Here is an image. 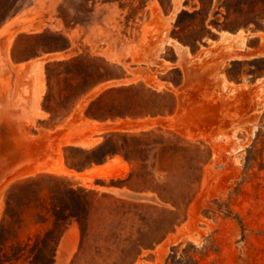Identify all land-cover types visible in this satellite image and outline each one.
<instances>
[{"label":"rangeland","instance_id":"rangeland-1","mask_svg":"<svg viewBox=\"0 0 264 264\" xmlns=\"http://www.w3.org/2000/svg\"><path fill=\"white\" fill-rule=\"evenodd\" d=\"M247 28L264 29V0H0V87L6 98L15 61L66 53L43 61L41 116L31 122L8 103L7 111L2 108L0 264H32L36 245H45V253L37 252L35 264H52L58 237L54 264H126L138 243L150 245L131 264H165L180 241L179 254L187 249L198 264H264V42L260 51L226 64L220 49L230 43L216 41L220 31ZM176 41L188 50L210 47L205 59H195ZM257 43V37L247 41ZM176 52L194 72L185 112L166 124L175 98L164 79H181L178 67L169 68ZM69 58L52 65L48 78V61ZM222 67L245 83L261 78L241 89L225 80ZM104 76L113 77L83 92ZM201 98L206 103L197 109ZM17 120L30 137L55 128L52 147L41 143L21 159L7 154L3 128ZM110 131L134 134L113 138L132 160L130 168L114 166L118 175L85 182L40 171L6 181L19 163H55L50 148L60 147L62 161L78 170L91 156L86 149ZM64 135L99 141L59 144ZM73 212L88 217L85 233L68 217Z\"/></svg>","mask_w":264,"mask_h":264},{"label":"bare ground","instance_id":"bare-ground-1","mask_svg":"<svg viewBox=\"0 0 264 264\" xmlns=\"http://www.w3.org/2000/svg\"><path fill=\"white\" fill-rule=\"evenodd\" d=\"M179 10V7H177L174 11V15L176 14V12ZM162 14V13H161ZM155 15V14H154ZM154 20V19H153ZM173 20V19H172ZM163 24V23H162ZM224 32V39L226 40H230L231 43L233 45H236L238 44L237 46L239 47H245V37H246V34L242 31V30H239L238 33H231L229 31H223ZM262 39L264 41V34L262 36ZM10 41V40H9ZM8 41V42H9ZM7 45V43H6ZM182 44H179V47H184L185 50L188 51V49L186 48V46H180ZM208 49V48H207ZM5 50V48H4ZM6 50H8L6 48ZM5 50V51H6ZM182 50H184L182 48ZM181 50V51H182ZM4 51V52H5ZM186 51V52H187ZM185 52V51H184ZM208 52V51H207ZM183 53V52H182ZM6 55V59L8 60L9 57H8V54H7V51L5 53ZM185 54V53H184ZM188 57V55H187ZM5 59V58H4ZM6 60V62H7ZM1 61V59H0ZM9 63V61H8ZM2 64V63H1ZM3 65V64H2ZM11 65V64H10ZM223 65V64H222ZM14 67H15V71H16V76L14 78V87L12 88V91H11V95H12V99L14 100L15 102V105L16 107L19 109V116L23 119H26L27 121H31L33 120V118L35 116H38L40 115L41 116V110L40 107H39V101H40V98H41V95L43 93V90H44V85H43V80H42V77H43V58H35V59H31L29 61H27L26 63L24 62V64L22 63L21 65L19 66H16V64H14ZM4 68V67H3ZM13 69V68H12ZM25 71V72H24ZM7 72V71H6ZM24 72V74H23ZM23 74V75H22ZM8 75V74H7ZM24 76V77H23ZM3 77V76H2ZM1 77V78H2ZM0 78V80H1ZM3 79V78H2ZM13 79V78H12ZM6 80V78H5ZM4 80V81H5ZM3 81V83H4ZM8 81V80H6ZM2 83V82H0ZM10 83V82H9ZM13 83V82H12ZM4 85V84H2ZM11 85V84H10ZM7 88V87H6ZM10 88V87H9ZM234 88V87H233ZM6 90V89H4ZM179 91V90H178ZM235 91V89H234ZM179 94V93H178ZM6 93L4 94L1 87H0V115L1 113H5V111H7L6 109V104L5 103H8L6 97H5ZM182 96V95H181ZM179 95V97H181ZM10 97V95H9ZM6 99V100H5ZM11 99V98H10ZM11 99V100H12ZM87 101V99H86ZM5 102V103H4ZM183 102V101H182ZM81 103H85L84 101ZM14 105V106H15ZM10 107V102H9V105H7ZM13 106V107H14ZM8 107V109H9ZM77 107H79L77 105ZM80 107H81V104H80ZM2 108H6L5 111L2 110ZM15 109V108H14ZM82 109V108H81ZM12 110V108H11ZM16 111V109H15ZM13 111V112H15ZM78 111V110H77ZM76 111V112H77ZM16 113V112H15ZM18 116V115H17ZM74 116H76V114H74ZM78 116V115H77ZM72 117V115H71ZM78 118V117H77ZM9 119V117H8ZM17 119V118H16ZM69 119V118H68ZM82 119V118H81ZM87 119V118H86ZM129 119V118H128ZM71 120V119H70ZM69 120V121H70ZM76 120V119H75ZM79 120V119H78ZM77 120V122H78ZM24 121V120H22ZM74 121V120H73ZM96 121V120H95ZM95 121H91V120H88L86 121L85 123L89 124L90 126L91 125H97L95 123ZM126 121V120H125ZM131 121V120H130ZM76 122V121H74ZM17 123L18 125L20 124V130L21 132L23 131V127L24 125L22 124V122H19L17 120ZM26 123V121H25ZM28 124V122H27ZM77 125H79L78 123H75ZM69 125V124H68ZM74 125V124H73ZM76 125V126H77ZM81 126V125H80ZM84 126V125H83ZM87 126V125H86ZM89 126V127H90ZM145 127V125H143ZM134 127V126H133ZM137 127V126H135ZM67 127H65L66 129ZM68 128H70L68 126ZM72 128V127H71ZM78 129L80 127H77ZM138 128V127H137ZM136 128V129H137ZM180 128V127H179ZM177 128V129H179ZM256 128V127H255ZM76 129V128H75ZM181 129V128H180ZM252 129H254L252 127ZM69 130V129H68ZM83 130V129H82ZM183 130V129H182ZM181 130V131H182ZM101 131V129H100ZM176 131V130H175ZM180 131V132H181ZM67 132V131H66ZM70 132V131H68ZM74 132V130H73ZM81 132V131H80ZM96 132V131H95ZM99 132V131H97ZM24 137L26 138H32V136L30 137L28 135V133L26 131L22 132ZM71 133V132H70ZM93 133V132H92ZM46 133H44V131H42L41 135H45ZM63 134V133H62ZM69 134V133H68ZM73 134V133H71ZM75 134V133H74ZM78 134V132H77ZM81 134V133H80ZM89 134V133H87ZM83 135V134H82ZM86 135V134H85ZM90 136V134H89ZM188 137V135L186 136ZM191 138V136H189ZM196 137V136H195ZM50 138L51 140V137H48ZM61 140H60V143L59 144H65V143H74V144H80L82 146H92L94 145L95 143H97L99 141L98 138H91V137H88V136H68V135H64V136H61L60 137ZM218 138V136H217ZM216 138V139H217ZM49 140V141H50ZM50 147V146H48ZM52 147V145H51ZM48 149V148H47ZM31 151V146L30 144L26 143V142H22V145H19L17 147V150H15V154L16 152L19 154V155H22L23 153H25L24 157H27L29 152ZM51 154L52 156H54L55 158V163H52V164H49V163H43L42 164H34L33 166H25L24 168H19V170L13 174L10 175V177L6 178V181H9V180H12L14 178H17V177H21V176H26V175H33L35 174L36 172H40V171H45V172H54V173H58V174H67V175H75L77 177H80L83 181L85 182H88V181H92L95 177H108V176H114V175H118L119 173H113V172H110L107 168L109 167H112V166H115L117 164H122L124 163V161L122 160L121 157L119 156H114L112 157L111 159H109L108 161L104 162V164H95L94 166H92L91 168H88L84 171H76L75 169L67 166L63 161H62V158H61V150H60V147H58L57 149L54 148L51 150ZM25 163H28V162H25ZM126 165V164H125ZM127 167V166H126ZM16 168V170L18 169ZM91 183V182H90ZM1 191V190H0ZM1 197V196H0ZM0 201H1V198H0ZM70 230V229H69ZM68 230V232H70ZM69 236V234H68ZM73 241V240H72ZM74 243V242H73Z\"/></svg>","mask_w":264,"mask_h":264},{"label":"crops","instance_id":"crops-1","mask_svg":"<svg viewBox=\"0 0 264 264\" xmlns=\"http://www.w3.org/2000/svg\"><path fill=\"white\" fill-rule=\"evenodd\" d=\"M239 30H242L246 34V37H245V45L246 46L245 47L241 48L239 46H236L237 47L236 48L235 45H233L230 40L224 39V32L223 31H225V30L220 31L219 34H218V37L216 39L217 42L225 40V41L228 42V44L230 43V46H225V48H221L220 47L221 48L220 51L224 52L223 53L224 58H222V59L224 60V62L226 64H228L231 60L233 61V59L236 58L239 55L247 56L249 53H253V52L255 53L257 51H260L262 46H263V42L264 41L262 39V36L264 34V29L251 30V29L247 28V29H238L236 31H229V32L235 34V33H238ZM226 31H228V30H226ZM252 37H257L258 38V43L256 45H248L247 44L248 39H250ZM176 42H177L178 45L180 44L178 41H176ZM166 43H169V41H166ZM232 46H234L235 48H232ZM209 47L210 46H201V47L199 46V47H196L195 49H189L188 51H189V54L192 57H194L195 59H197V58L205 59L207 54H205L204 48L207 49ZM65 55H66L65 50H52V51L46 52L45 56L39 55V56H36V57H34L32 59L40 57V58H43V61H44V60L53 59V58H62ZM29 60H31V59L18 60V61H15L14 64H16V66H19L22 63L24 64V62L26 63ZM168 61L170 62V66H169L170 69L174 68V67H178L181 70V79L178 82H173L171 80L164 79V82L166 83L164 85V89L170 91L174 95V98H175V105H174L173 110L170 113H168L167 115H164V123H166V124H170V119L169 118H173V117L178 118L185 112L184 105L186 103V91L188 90V87H189V85H190V83L192 81V74L194 72V69L191 66H188L186 64L187 60L186 59H181L180 55L177 52H176L174 58L170 59ZM224 68L225 67H222L220 69V73L225 78V80L230 85L236 86V87L241 88V89L243 88L244 84L255 85L258 82V80L261 78V77H255L254 79H251V81L249 83H248V81H246L247 83H245L244 79H241V78L234 79V78H231L229 76H226V74L224 73ZM15 76H16V71H15V67H14V71L12 72V75L10 77H8V81H7L8 84H9V87H10V88L8 87V92H7V96L8 97H7V99H9V100H7V102L9 101L11 106L15 105V102L12 99V95H11L12 88L14 87V78H15ZM201 76H202V78L204 77V79H208V76L206 74L205 75L202 74ZM9 95H10V97H9ZM179 95L180 96L182 95V96L179 97ZM9 102H8V104H9ZM204 103H206V99L205 98H201L200 100L198 99V101L194 104L195 108H197V109L198 108H203L202 105ZM5 104H7V103H5ZM39 104H40V101H39ZM14 108L17 109L16 113L19 114V109L16 107V105L14 106ZM202 111H203L202 114H205V115L208 114L207 110L204 109ZM218 115H219L218 113H216L214 115V118L216 117L217 120H218ZM99 122H102V121H99ZM54 130H55V128H50V127L44 129V133H46V134L42 135V136H44L43 137L44 140H43L42 143L45 146L50 145V147H51L52 138H51V140L49 138V140H50L49 141V140H47V137H51L53 135ZM3 132H4V137L1 139V146L6 147L7 148L6 151L7 150L9 151V148L11 150V148L14 147V145L16 143H22V142H25L28 139V138L24 137L23 133L20 130V124L18 125V123H13L11 125L5 126L3 128ZM30 134L33 135V136H37V137L41 136V132L39 130L35 131V132H32ZM38 148H40V146H38ZM48 151L51 153V148ZM35 153H37V152H35ZM114 156L121 157L122 160L124 161V164H126L127 168H130V163L126 159H124V157L121 156L120 154H115V155L109 157L108 159H106L104 162L108 161L109 159H111ZM104 162H102V163H93V164H91L88 167H85V168H82V169H78L76 171H84V170H86L88 168H91L95 164H100L101 165V164H104ZM107 169L110 172L115 173L116 167L112 166V167H109Z\"/></svg>","mask_w":264,"mask_h":264},{"label":"trees","instance_id":"trees-1","mask_svg":"<svg viewBox=\"0 0 264 264\" xmlns=\"http://www.w3.org/2000/svg\"><path fill=\"white\" fill-rule=\"evenodd\" d=\"M72 58L69 59H65V60H52V61H48L46 63V69H47V76L48 78H50V73H49V68L52 65L58 64V63H62V62H67V61H72ZM113 76H104L102 78H100L98 81L90 84L83 92L89 90L93 85L108 80L110 78H112ZM110 89H112L111 87L106 89L105 91H109ZM101 95V94H100ZM99 98V97H98ZM96 99L91 101V104H93V102H95ZM49 110H51V108L49 106H46ZM87 113L89 115H94L92 114L91 111L87 110ZM114 136H118L121 137L123 139H128L131 136H134V134H130V133H121L118 131H110L107 132L104 140L100 141L99 143H97L96 145L87 148L86 150L91 153V156L87 159V161L81 165V167H75L77 169H82L85 167L90 166L93 163H102L104 162L107 158L115 155V154H120L121 156L124 157V159H126L129 163H131V156L129 154V152L122 146V144H118L116 141H114ZM74 166V165H73ZM131 176V174L129 175ZM128 176V177H129ZM124 184H119V187H122ZM69 218H75L81 225L82 227V232L85 233L86 231V227L85 224L87 223V216H81L80 214H78L77 212H73L70 213L68 215ZM58 240L59 237L56 238L55 242H54V247L52 250V254H51V263L54 264V256H55V251H56V247L58 244ZM159 240V239H158ZM158 240H153V242L151 244H154L155 242H157ZM182 242H178L177 244H174L171 246V252L167 255L166 260H165V264H198L197 259H195L193 257V255L188 254V250L187 249H183L184 252H181L179 254V247L181 246ZM25 245H29V242H27ZM150 244H143V243H138L134 249L133 254L131 255V258H129L128 262L126 264H131L132 262H134V260L137 258L138 254L141 252L142 248L149 246ZM191 245L192 244H188ZM37 252H41V255H43L44 257V253H45V245L42 247L39 246H34V249L32 251V253L34 254V261H32V264L37 263ZM75 259L71 260V263H74Z\"/></svg>","mask_w":264,"mask_h":264},{"label":"water","instance_id":"water-1","mask_svg":"<svg viewBox=\"0 0 264 264\" xmlns=\"http://www.w3.org/2000/svg\"><path fill=\"white\" fill-rule=\"evenodd\" d=\"M4 109H5V108H4ZM11 124H12V123H11ZM11 124H7V125H11ZM7 125H6V126H7ZM25 142L28 143V144H30L31 149H33V148H35V147L38 148V146H41V143H42L43 141H38L37 139H33L32 144L29 143L28 140H26ZM19 145H22V143H16V144L14 145V147L11 148V150H10V148H9V151H8V150L6 151L7 154H9V153L12 152V156H13L14 158H18V159H21L22 157H24L25 153H23L22 155H19V154L16 152V154H15V150H17V147H18ZM34 164H37V163H32V162H30V163H20L18 166H14L13 168H11L10 173L8 174V177H10L11 174L17 172V171L19 170V168H24L25 166H28V165L33 166ZM19 166H20V167H19ZM18 167H19V168H18ZM16 168H18V169L16 170ZM8 177H7V178H8Z\"/></svg>","mask_w":264,"mask_h":264}]
</instances>
